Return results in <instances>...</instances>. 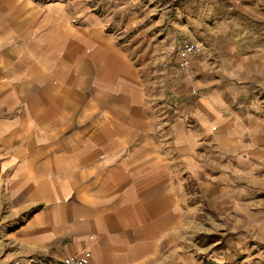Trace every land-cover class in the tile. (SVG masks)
<instances>
[{"label":"crops","instance_id":"obj_1","mask_svg":"<svg viewBox=\"0 0 264 264\" xmlns=\"http://www.w3.org/2000/svg\"><path fill=\"white\" fill-rule=\"evenodd\" d=\"M249 59L223 62L192 106L153 110L88 0H0L2 262L195 264L177 230L205 205L236 227L229 252L254 256L264 92Z\"/></svg>","mask_w":264,"mask_h":264},{"label":"rangeland","instance_id":"obj_2","mask_svg":"<svg viewBox=\"0 0 264 264\" xmlns=\"http://www.w3.org/2000/svg\"><path fill=\"white\" fill-rule=\"evenodd\" d=\"M88 3L103 19L105 32L112 34L118 49L137 66L139 83L153 110L192 106L196 96L217 88L219 83L213 77L218 76L221 64L234 63L238 56L250 58L248 64L260 76L256 87L264 92V0H88ZM187 38L201 51L185 54L181 44ZM260 99L264 100V94ZM197 200L195 196L186 198L188 205L202 203ZM210 213L206 205L201 211L193 210L188 222L178 228L179 234L183 238L189 236L190 240L184 241L180 252L195 254L198 259L195 264H264V244L259 241L254 240L253 246H249L255 251L252 257L229 252L223 237L238 238L236 227L230 225L226 215H214L213 223ZM5 234V227L0 224V264H6L2 262ZM149 264L157 263L153 260ZM159 264L174 263L165 262V256L160 255Z\"/></svg>","mask_w":264,"mask_h":264},{"label":"built area","instance_id":"obj_3","mask_svg":"<svg viewBox=\"0 0 264 264\" xmlns=\"http://www.w3.org/2000/svg\"><path fill=\"white\" fill-rule=\"evenodd\" d=\"M181 47L183 48L185 54L187 53H194L196 51H201V48L198 47L195 43H193L190 39H186L181 44ZM64 264H86L85 260L80 259H69Z\"/></svg>","mask_w":264,"mask_h":264}]
</instances>
